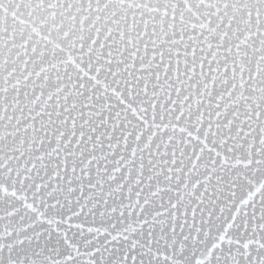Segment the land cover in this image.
I'll list each match as a JSON object with an SVG mask.
<instances>
[{
  "label": "snow or ice",
  "instance_id": "6c2138e0",
  "mask_svg": "<svg viewBox=\"0 0 264 264\" xmlns=\"http://www.w3.org/2000/svg\"><path fill=\"white\" fill-rule=\"evenodd\" d=\"M0 264H264V0H0Z\"/></svg>",
  "mask_w": 264,
  "mask_h": 264
}]
</instances>
